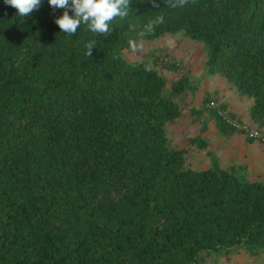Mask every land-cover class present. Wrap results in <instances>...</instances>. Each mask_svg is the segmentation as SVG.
<instances>
[{"label": "trees", "instance_id": "16d2710c", "mask_svg": "<svg viewBox=\"0 0 264 264\" xmlns=\"http://www.w3.org/2000/svg\"><path fill=\"white\" fill-rule=\"evenodd\" d=\"M155 4L130 0L108 34L69 36L46 0L23 18L0 2V264H204L264 250V179L238 164L188 167L167 136L186 78L166 91L156 62L178 68L166 54L123 57L165 33L201 41L208 70L251 98L264 130V0ZM202 100L219 131L242 133L215 96Z\"/></svg>", "mask_w": 264, "mask_h": 264}, {"label": "rangeland", "instance_id": "374dc122", "mask_svg": "<svg viewBox=\"0 0 264 264\" xmlns=\"http://www.w3.org/2000/svg\"><path fill=\"white\" fill-rule=\"evenodd\" d=\"M162 55L160 59L169 62L173 60L177 69L162 68L157 61L156 67L166 79L165 90L171 89L172 82L180 77L186 78L185 88L176 95L175 99L180 108V116L174 123L168 125L167 136L171 146L186 151V165L192 169H204L217 163L227 166L248 161L253 158L254 150L248 149L245 134L228 135L217 129L213 119L207 117L203 110V96H214L225 100L229 107L237 108L240 120L247 122L252 128H257L249 120L251 98L241 97L236 87L228 82L219 72H210L205 65L206 47L198 40L191 39L181 31L165 33L153 40H142L132 48L123 51L126 61H142L150 55ZM237 100V106L234 103ZM240 98V100H239ZM202 113H199V112ZM258 144V141H256ZM260 165L245 166L249 179L255 176ZM258 169V170H257ZM204 264H264V250L250 255L242 249L230 254H220L208 258Z\"/></svg>", "mask_w": 264, "mask_h": 264}, {"label": "clouds", "instance_id": "9594fccd", "mask_svg": "<svg viewBox=\"0 0 264 264\" xmlns=\"http://www.w3.org/2000/svg\"><path fill=\"white\" fill-rule=\"evenodd\" d=\"M5 5L16 10V16L23 18L45 3V0H0ZM47 5L53 10L59 9L58 15L53 17V21L58 25L59 32L69 36L75 34L81 25L87 30L97 34H108L112 31L111 23L116 18H126L130 11V0H46ZM154 7L158 8L153 0ZM163 21L162 16L145 25L146 31H151L153 26ZM95 47V42L91 41L87 45L88 54Z\"/></svg>", "mask_w": 264, "mask_h": 264}, {"label": "crops", "instance_id": "0c3cea01", "mask_svg": "<svg viewBox=\"0 0 264 264\" xmlns=\"http://www.w3.org/2000/svg\"><path fill=\"white\" fill-rule=\"evenodd\" d=\"M237 100H238L237 98L234 100L235 105L237 104ZM239 100H240V98H239ZM217 101L223 103L227 107V110H229L231 113H233L236 116V118L238 120H240V117L238 115L239 113H238V110H237V108L239 106L236 105L237 107H235V109H232V108L229 107L228 103L224 99L223 100H219L217 98ZM240 122H243V121L240 120ZM243 123L248 124L247 122H243ZM238 134L239 133H233V134H230V135L232 136V135H238ZM245 139H246V141L248 143V149H250V150L252 149L255 152L254 155H253V158L249 159L248 161L241 160L239 163H232V164H238V165H243V166L252 165L253 167H255L256 164H257V166L260 165L259 171L257 172L255 177L257 179H264V143L258 141V144H257L256 143L257 140H249L246 137H245Z\"/></svg>", "mask_w": 264, "mask_h": 264}, {"label": "built area", "instance_id": "2783aa9c", "mask_svg": "<svg viewBox=\"0 0 264 264\" xmlns=\"http://www.w3.org/2000/svg\"><path fill=\"white\" fill-rule=\"evenodd\" d=\"M210 105L217 109V112L226 123L232 125L237 131L242 132L246 136L253 138L259 142H264V130H259L257 128H252L248 124L238 121L236 118L228 115L226 110H223L217 107V104L213 101L210 102Z\"/></svg>", "mask_w": 264, "mask_h": 264}]
</instances>
